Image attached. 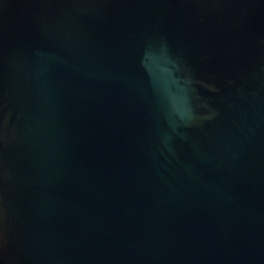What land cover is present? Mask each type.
<instances>
[{
    "label": "water",
    "instance_id": "obj_1",
    "mask_svg": "<svg viewBox=\"0 0 264 264\" xmlns=\"http://www.w3.org/2000/svg\"><path fill=\"white\" fill-rule=\"evenodd\" d=\"M0 264H264V0H0Z\"/></svg>",
    "mask_w": 264,
    "mask_h": 264
}]
</instances>
